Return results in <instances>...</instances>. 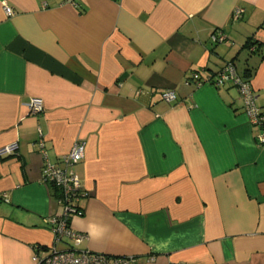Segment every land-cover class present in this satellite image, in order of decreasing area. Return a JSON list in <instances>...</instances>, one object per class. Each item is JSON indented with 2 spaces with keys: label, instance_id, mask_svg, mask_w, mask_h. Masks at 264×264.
<instances>
[{
  "label": "crops",
  "instance_id": "0c3cea01",
  "mask_svg": "<svg viewBox=\"0 0 264 264\" xmlns=\"http://www.w3.org/2000/svg\"><path fill=\"white\" fill-rule=\"evenodd\" d=\"M262 23L264 0H0V147L18 144L0 157V264L68 247L129 264H264L262 128L234 86L188 80L233 60L264 114V55L243 48L252 37L264 53ZM40 137L53 163L85 145L71 166L80 242L47 224L61 205Z\"/></svg>",
  "mask_w": 264,
  "mask_h": 264
},
{
  "label": "built area",
  "instance_id": "2783aa9c",
  "mask_svg": "<svg viewBox=\"0 0 264 264\" xmlns=\"http://www.w3.org/2000/svg\"><path fill=\"white\" fill-rule=\"evenodd\" d=\"M4 12L7 15L12 13L10 7L4 5ZM244 9L236 7L232 12V21H238L243 15ZM213 41H224L227 37L223 33L216 32L212 34ZM206 81H210L206 79ZM216 84H235L238 89L239 96L243 103L245 113L249 117V121L253 125L261 126V130L256 133L255 139L259 145L264 146V114L255 105L254 96L251 90V83L240 78L231 63H226L220 72L215 77ZM200 82H196L199 84ZM214 83V84H215ZM161 98L164 101H173L176 99L174 90H165L161 93ZM28 109L30 113H38L43 109V101L39 97L31 98L28 102ZM36 145L40 154L43 157V166L41 170V178L45 183L51 184L57 188L60 196L58 202L61 205V212L47 218V224L53 235L55 241H60L64 238L70 239L74 242H80L84 239V234L74 231L68 223V219L77 212V204L82 195L79 179L71 169L72 164L80 160L84 155L85 145L83 142H75L68 153L61 156L58 163H53L49 157L48 152L44 146V140L40 137ZM18 149L17 142L9 143L0 147V157L12 156L16 154ZM34 264H129L134 259L127 257H115L109 259L105 254L93 253L88 250H79L74 247H68L64 250L51 249L50 252L44 256H39L34 253L32 257Z\"/></svg>",
  "mask_w": 264,
  "mask_h": 264
},
{
  "label": "trees",
  "instance_id": "16d2710c",
  "mask_svg": "<svg viewBox=\"0 0 264 264\" xmlns=\"http://www.w3.org/2000/svg\"><path fill=\"white\" fill-rule=\"evenodd\" d=\"M259 27L264 28V23H262L261 26H259ZM214 33H216V30H214V31L211 33V35H210V39H211V41H212L213 43H217L218 41H213L212 38H211V37H212V34H214ZM243 48H245V49H246L249 53H251V54L256 53V54L261 55V57H262V55H264V53H262L261 44H259V42L256 41V40H254L252 37H249V38L245 41V43H244V45H243ZM226 63H231V64H233L234 67H235V64H234L233 60L227 61ZM226 63H225V64H226ZM222 68H223V66H222L218 71H216V72L213 73V74L207 75L205 78H201V76L199 75V72H198V71H192V72L190 73V77H188V80L191 81L192 83H194L195 85H199V84L202 83V82H208V83L214 85L215 87H218V88H219V87L224 86V85H226V84H230L231 86H234V87L237 89V86H236L235 84H231V83H226V84H216V83L214 82L215 77L217 76V74L220 72V70H221ZM235 70H236V69H235ZM248 74H249V73H248ZM238 76H239L240 78H242L239 74H238ZM206 79H209L210 81H206ZM242 79H243V80H246V81H248V82H250L249 79H244V78H242ZM196 82H200V83H199V84H196ZM214 83H215V84H214ZM168 90H169V89H168ZM237 91H238V89H237ZM55 190L58 192L57 188H55ZM58 194H59V192H58ZM59 196H60V194H59ZM76 206H77V212L82 213V208H81V206L79 205V202H78V204H77ZM70 220H71V215H70V217H69V219H68V223H70Z\"/></svg>",
  "mask_w": 264,
  "mask_h": 264
}]
</instances>
